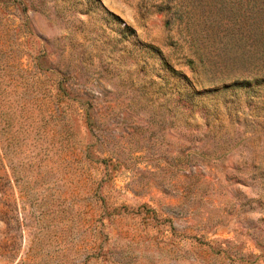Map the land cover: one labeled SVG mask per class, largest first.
Masks as SVG:
<instances>
[{
    "label": "rangeland",
    "instance_id": "374dc122",
    "mask_svg": "<svg viewBox=\"0 0 264 264\" xmlns=\"http://www.w3.org/2000/svg\"><path fill=\"white\" fill-rule=\"evenodd\" d=\"M0 264H264V0H0Z\"/></svg>",
    "mask_w": 264,
    "mask_h": 264
}]
</instances>
